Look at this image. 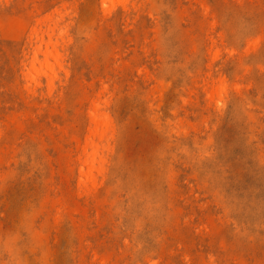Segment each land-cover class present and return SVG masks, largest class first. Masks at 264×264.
Here are the masks:
<instances>
[{
  "label": "rangeland",
  "instance_id": "374dc122",
  "mask_svg": "<svg viewBox=\"0 0 264 264\" xmlns=\"http://www.w3.org/2000/svg\"><path fill=\"white\" fill-rule=\"evenodd\" d=\"M0 264H264V0H0Z\"/></svg>",
  "mask_w": 264,
  "mask_h": 264
},
{
  "label": "bare ground",
  "instance_id": "6f19581e",
  "mask_svg": "<svg viewBox=\"0 0 264 264\" xmlns=\"http://www.w3.org/2000/svg\"><path fill=\"white\" fill-rule=\"evenodd\" d=\"M38 53H39V49H37L36 52L35 51L33 52V55H34L35 59L37 58Z\"/></svg>",
  "mask_w": 264,
  "mask_h": 264
}]
</instances>
